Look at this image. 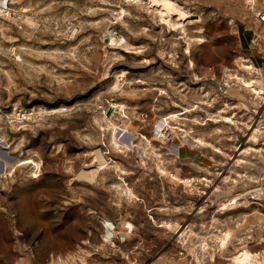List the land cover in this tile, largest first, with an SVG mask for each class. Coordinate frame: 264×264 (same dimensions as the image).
<instances>
[{
	"label": "rangeland",
	"instance_id": "rangeland-1",
	"mask_svg": "<svg viewBox=\"0 0 264 264\" xmlns=\"http://www.w3.org/2000/svg\"><path fill=\"white\" fill-rule=\"evenodd\" d=\"M172 1L175 31L147 0H0V264H231L243 221L264 252L246 0Z\"/></svg>",
	"mask_w": 264,
	"mask_h": 264
},
{
	"label": "bare ground",
	"instance_id": "bare-ground-1",
	"mask_svg": "<svg viewBox=\"0 0 264 264\" xmlns=\"http://www.w3.org/2000/svg\"><path fill=\"white\" fill-rule=\"evenodd\" d=\"M147 1L152 6L157 7L156 9L158 10V12L160 14L161 20L164 21L165 23H167L170 27L174 28L173 31H175L177 26H179L178 25L179 22H181V21L184 22V20H186L185 18L187 16V14L184 12L183 9H181L172 0H147ZM169 8H172L173 11L175 12V14L178 16L177 23H176V21L172 22L171 19L167 18L166 10H168ZM243 61H244L242 64L243 69L248 71L249 73L257 71V70L260 71L258 68H256L253 65V63L248 58H245V60H243ZM230 76H231V79H234L236 81V83L240 84L243 88H245V90L249 91L248 93L255 95L257 98L259 97L261 99H264V94H262V93H264V82L261 81L259 78L252 77V76L246 77L243 74H233V73L232 74L230 73ZM263 80H264V78H263ZM119 107L122 110L124 108V106H121V105ZM162 127H163V125L162 126L160 125L158 128L162 129ZM167 129H168V126H167ZM258 131H259V126L257 125L255 130H254L253 138H256V133ZM160 132H161L160 138L163 140H167V138L169 136L167 134V132L165 131V133H164V130L160 131ZM113 143L116 147H121L122 149H129L130 148V145L128 143H124L123 141L118 139L115 132L113 134ZM30 162H32V161L29 160L28 163H30ZM7 167H8V165H7ZM103 168L104 167H101V169H103ZM11 172H12V170H10L8 174H10ZM186 182L189 184L192 183L191 180H187ZM254 192L257 194V196L263 195V198H264V188L255 190ZM233 202H234V200H233ZM223 206H225V205L223 204ZM261 217L258 220L255 219L257 222L252 221L251 223H253V224L257 223L259 226L264 225V218L262 219ZM245 219L247 220V218H245ZM248 222L243 221L240 223V225L238 227V234H239V235L237 234L238 236L234 234L236 231L233 232V231L227 229L225 231V233H223L222 236L220 237V240H219L220 244H221L220 247L222 249L226 250L227 252H229V256H230L229 260H230L231 264H264V252L261 254L251 252L248 249L249 246L247 245V242H245V240H244V238L246 236V229L250 226V223H248ZM258 229L260 232V236H259L260 242H258V245H261L264 247L263 230L261 228H258ZM237 245H240L242 247L241 252H239V251L236 252L237 248H238ZM258 251H260V250H258Z\"/></svg>",
	"mask_w": 264,
	"mask_h": 264
},
{
	"label": "built area",
	"instance_id": "built-area-1",
	"mask_svg": "<svg viewBox=\"0 0 264 264\" xmlns=\"http://www.w3.org/2000/svg\"><path fill=\"white\" fill-rule=\"evenodd\" d=\"M244 11L251 17L254 26L249 41L250 45L264 59V9L258 8L255 0H246ZM250 61L255 66L254 62L252 60Z\"/></svg>",
	"mask_w": 264,
	"mask_h": 264
},
{
	"label": "water",
	"instance_id": "water-1",
	"mask_svg": "<svg viewBox=\"0 0 264 264\" xmlns=\"http://www.w3.org/2000/svg\"><path fill=\"white\" fill-rule=\"evenodd\" d=\"M0 145L4 146L2 142H0ZM14 162L15 159L9 157L5 149L0 148V176L6 173L7 165H11Z\"/></svg>",
	"mask_w": 264,
	"mask_h": 264
}]
</instances>
